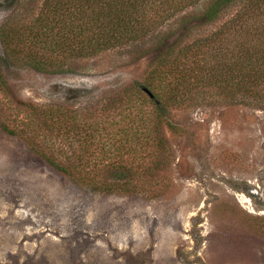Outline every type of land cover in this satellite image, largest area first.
I'll use <instances>...</instances> for the list:
<instances>
[{"label": "rangeland", "instance_id": "rangeland-1", "mask_svg": "<svg viewBox=\"0 0 264 264\" xmlns=\"http://www.w3.org/2000/svg\"><path fill=\"white\" fill-rule=\"evenodd\" d=\"M43 2H2L0 29L25 30ZM193 10L179 9L148 35L97 56L55 59L61 64L49 71L32 67L22 44L14 41L11 52L0 37L10 96L98 107L143 80L158 41L165 38L162 49L182 46L221 24L185 27L181 17ZM71 88L88 95L74 99ZM207 90L214 95L172 110L176 129H164L163 162L156 168L151 157L147 172L139 169L136 179L148 184L137 192L96 191L89 179L71 178L0 123V264H264V101L234 103L216 86ZM0 100V120L12 124L16 113L1 90Z\"/></svg>", "mask_w": 264, "mask_h": 264}, {"label": "trees", "instance_id": "trees-1", "mask_svg": "<svg viewBox=\"0 0 264 264\" xmlns=\"http://www.w3.org/2000/svg\"><path fill=\"white\" fill-rule=\"evenodd\" d=\"M10 1H0V5ZM198 3L200 0H44L35 23L25 30L13 32L4 25L0 29L3 44L11 52L16 49L12 50L14 41L16 47L22 44L30 65L49 71L61 64L55 59L91 58L135 42L179 9L194 8L181 17L185 27L193 21H221L182 46L173 43L162 49L165 38L158 41L156 57L143 80L104 98L98 107L67 108L13 99L2 72L5 54H0V90L12 98V104H4L16 113L12 124L0 120L3 129L25 139L71 178L89 179L96 191L144 189L147 181L136 175L139 169L147 172L145 163L151 157H156V168L162 164L160 153L168 146L164 129H176L169 119L173 109L190 106L200 95H214L208 86H216L234 103L249 98L264 101V0ZM46 49L53 54L44 52ZM69 91L74 99L88 95L84 94L87 90ZM90 173L112 178L90 180Z\"/></svg>", "mask_w": 264, "mask_h": 264}]
</instances>
